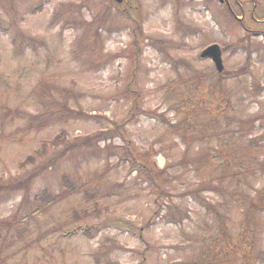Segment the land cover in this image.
Listing matches in <instances>:
<instances>
[{
  "label": "rangeland",
  "instance_id": "1",
  "mask_svg": "<svg viewBox=\"0 0 264 264\" xmlns=\"http://www.w3.org/2000/svg\"><path fill=\"white\" fill-rule=\"evenodd\" d=\"M137 1L142 11L121 14L106 9L104 0H87V6L84 0H2L0 180H19L47 162L65 144L48 145L45 154L36 151L62 129L73 141L124 123L121 135L100 145L126 148L109 160L106 151L61 160L33 181L29 199L20 202L25 209L17 211V198L0 191V220L10 219L12 227L0 228V241L7 242L0 264H264V38L252 35L264 30L257 22L264 20V0H231L230 7L219 0ZM79 3L83 8L75 12ZM28 10L37 12L21 22V34L12 22ZM94 16L97 23H85ZM74 24L87 38L75 40ZM100 25L102 37L91 46ZM138 26L145 39H138ZM213 43L224 51L220 75L201 57ZM115 52L122 56L112 62ZM128 82L133 91L126 96ZM136 96L145 110L164 114L181 130L146 113L130 119ZM49 97L56 103L48 104ZM61 105L88 116L27 129L42 112L57 120ZM129 144L133 156L147 160L156 174L169 166L160 176L164 192L132 168ZM30 155L34 162H27ZM105 167L106 181L95 180ZM89 175L90 190L82 183ZM122 180L126 191H114L112 184ZM66 183L79 190L48 208L36 201L41 192H63ZM192 190H200L221 215L200 204ZM162 202L183 221L164 220L165 208L157 214ZM81 223L89 227L87 234L63 237L70 228L52 233Z\"/></svg>",
  "mask_w": 264,
  "mask_h": 264
},
{
  "label": "trees",
  "instance_id": "2",
  "mask_svg": "<svg viewBox=\"0 0 264 264\" xmlns=\"http://www.w3.org/2000/svg\"><path fill=\"white\" fill-rule=\"evenodd\" d=\"M11 12H13V9L11 10ZM6 13H7V15L10 14L9 16H11L13 14V13L12 14L8 13L7 11H6ZM8 23L11 24V20ZM12 24H13L12 27L17 29L18 23L15 24V22H12ZM96 28H97V32L93 36V39L88 41V43L91 46H93V44H95L97 42V39H99L101 37V33L99 32V29L101 27L96 26ZM20 33L23 34L22 31H20ZM98 36H100V37H98ZM123 90L124 91H122V93L126 96H129V92L133 91L129 86V82L126 85L125 89H123ZM136 95H139V94L137 93ZM49 98H50L49 100H46V102L48 104L56 103L55 99H53L51 97H49ZM61 108L62 109L57 113V117H58L57 120H53L51 118H46V113L42 112L41 116L40 115L37 116V117H39L40 120L36 123L35 127H34V125H31L30 127H27V129L34 131V128L42 129V128H45L47 125L50 126V125H55L57 123H64L67 120H69L68 118L71 116H73V117L88 116V114H86L83 110H75V109L69 108L67 105H61ZM136 109H138V111H135ZM15 112L18 114V116L25 114L20 110H16ZM137 113H139V114L146 113L148 115H151L152 117L158 118L159 120H161L163 123H165L169 128H171L174 131L177 128L179 130H181L179 125H177L176 123L172 124L171 121L164 114L157 113L155 111L144 110L142 105L139 103L138 96H136L134 106H133V109H132V112H131L129 118L133 119V117ZM253 120H255V118L252 119V122H253ZM114 124H116V125H115V128L113 130H101L94 135H91V136H88V137H85L82 139H75L73 141H72V139H70L68 137V132L65 129H62L59 131L58 135L54 139H48V140L43 141V144H42L43 149H41L42 148L41 147L38 150V152L36 151V154H41V153L45 154L47 152L46 149H47L48 145L53 146V147L58 146L60 143H63L65 145L63 148L58 149L59 151L56 154H54L52 157H50V159L47 162L40 164L39 166H37L33 170V172H30L27 176L19 179V182L17 183L16 188L25 191L24 198L26 200H27V198L29 199L30 187L36 178L41 176L48 169L59 164V162L61 160L66 159L70 155H74L78 152L85 151L86 153L93 155V154H102V152L106 151L107 152L106 158H107V160H109L114 155L115 150H117L119 148L120 149L126 148V145H122L119 147V146L114 145L113 143H109V144L106 143V145L104 147H101V145H100L101 141L107 142L108 140L114 139L117 135L119 136V134L120 135L122 134V129L124 127V123H122V124L114 123ZM128 149H129V151H128ZM127 154L130 157L129 159H131V157L133 156V150H132V146L130 144H129V148L127 147ZM123 156L126 157L124 152H123ZM133 157H134V159L132 161V168L135 170H138L142 174L144 173L146 175V179L150 182L151 185H155V186L159 187L164 192V187H162V183L160 182V179H161L160 176H162L165 173V170H162L158 174H156L153 171V169L149 166L147 160L146 161H145V159L137 160L136 155ZM35 159H36V156L30 155L27 159V162H34ZM61 168L65 169L63 173H64V178H66L68 176V172L66 169V168H68V166L65 165ZM102 170L104 171L105 174L100 175L101 172H98L95 175V180L106 181V174L109 170L107 167L103 168ZM89 179H91L90 175L88 176L87 179L82 181L83 186L88 190H90L87 187ZM125 184L121 183V182H114L112 185H113L114 191H116V190L117 191L118 190L126 191V189L124 188ZM101 186H103V184L98 185L97 187H101ZM4 188H5L4 186L0 185V191L3 190ZM78 190H79L78 187L76 188L74 185L66 183V189L57 195L53 196L50 193L41 192V194L39 193L40 195H36L35 198H36V201L42 202V204L40 206L49 207L53 203L58 202V200L65 199L67 196L64 194L68 195V194L77 192ZM96 190H101V189L98 188ZM199 192H200V190L199 191L192 190V191H189V194L193 195V194L197 193L195 196L198 197L200 204L207 207L208 210H214L215 213L219 217L221 215V213L218 211V209L212 203H210L204 197H202L199 194ZM93 196L94 195H87L88 198L93 197ZM159 204L160 205H159L158 209L156 210L157 214H160L162 212V210L164 209V207L167 208V212H166V214L163 215V217L161 214V217L164 220H168V222H175V223H181L183 221V218H177V217H175V215L171 211H169L170 205H167L164 202L159 203ZM73 212H75L77 214L78 210H73ZM80 212H82V211H80ZM71 223H73V222H71ZM72 225L73 224L62 227V228L58 229L56 232L52 231V233H60V232L64 231V229L70 228V229L65 230L68 234H71L72 232H74L75 235L80 236L83 234H87V231H89V227L83 223L75 226V228H73ZM80 227L82 229H79ZM71 228H73L75 230L73 231V229H71Z\"/></svg>",
  "mask_w": 264,
  "mask_h": 264
},
{
  "label": "water",
  "instance_id": "3",
  "mask_svg": "<svg viewBox=\"0 0 264 264\" xmlns=\"http://www.w3.org/2000/svg\"><path fill=\"white\" fill-rule=\"evenodd\" d=\"M202 57H211L214 62L216 63L217 69L219 71L223 70V62L221 57V49L218 44H213L209 47H207L202 52Z\"/></svg>",
  "mask_w": 264,
  "mask_h": 264
},
{
  "label": "flooded vegetation",
  "instance_id": "4",
  "mask_svg": "<svg viewBox=\"0 0 264 264\" xmlns=\"http://www.w3.org/2000/svg\"><path fill=\"white\" fill-rule=\"evenodd\" d=\"M118 5L126 6L129 4V9H132L134 7V1L133 0H113ZM126 8V7H125ZM126 10V9H124Z\"/></svg>",
  "mask_w": 264,
  "mask_h": 264
}]
</instances>
